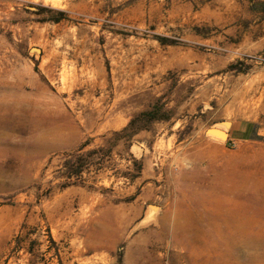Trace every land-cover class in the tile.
Listing matches in <instances>:
<instances>
[{"label": "rangeland", "instance_id": "obj_1", "mask_svg": "<svg viewBox=\"0 0 264 264\" xmlns=\"http://www.w3.org/2000/svg\"><path fill=\"white\" fill-rule=\"evenodd\" d=\"M157 98L172 118L109 148ZM220 122L223 143L204 134ZM28 232L32 255L13 252ZM57 257L264 264V14L249 0H0V264Z\"/></svg>", "mask_w": 264, "mask_h": 264}, {"label": "trees", "instance_id": "obj_2", "mask_svg": "<svg viewBox=\"0 0 264 264\" xmlns=\"http://www.w3.org/2000/svg\"><path fill=\"white\" fill-rule=\"evenodd\" d=\"M252 4V7L256 8V10H260L264 14V0L261 1H254L249 0ZM48 11H52V9H48ZM55 14H57L59 17H56V19L49 18L48 20H51L54 23H59L62 20V16L64 15L61 11H56ZM168 102L162 101L161 98H157L156 101L152 104V106L143 112H140L138 114H134L131 119L129 120L127 126L122 131H115L111 134L112 142L108 141L109 148L115 147L117 143L123 142L125 144L131 145L133 138L135 135H137L141 131L149 130L152 124L162 122V121H168L172 118L173 112L170 108L167 107ZM253 125L248 124L247 129L251 128L253 129ZM86 146V145H85ZM83 146L82 148H84ZM80 148V149H82ZM79 149V150H80ZM100 150V149H98ZM97 150V151H98ZM96 152V150H92L91 153ZM69 164V162H66ZM85 165L80 164L79 170L83 169ZM81 172V171H79ZM78 173V172H77ZM33 232L31 233H25V236L21 237L20 235H17L14 240V249L13 252L17 250L24 249L25 253H28V255H32L34 251V247L38 244L35 241L30 242L29 247H23L22 241H25V237L31 236ZM49 231L46 234L47 239L51 245L55 246V242L52 240L51 236L49 235ZM58 256V255H56ZM58 258V264H62V261L59 257Z\"/></svg>", "mask_w": 264, "mask_h": 264}, {"label": "bare ground", "instance_id": "obj_3", "mask_svg": "<svg viewBox=\"0 0 264 264\" xmlns=\"http://www.w3.org/2000/svg\"><path fill=\"white\" fill-rule=\"evenodd\" d=\"M213 130L214 131L208 133L206 136L214 137L223 143V141L226 139V137L223 136V134L226 133L227 130L223 129L222 126H215L213 127ZM154 209L156 210L157 208H150V210H154Z\"/></svg>", "mask_w": 264, "mask_h": 264}, {"label": "water", "instance_id": "obj_4", "mask_svg": "<svg viewBox=\"0 0 264 264\" xmlns=\"http://www.w3.org/2000/svg\"><path fill=\"white\" fill-rule=\"evenodd\" d=\"M218 125L222 126L223 129H225V130H227V129L230 128V124H229L228 122H220ZM213 127H214V126H212V127H210V128H208V129L205 130V133H204L205 136H206L208 133L214 131V130H213ZM223 136L226 137V136H227V133H224ZM151 208H156V207L152 206Z\"/></svg>", "mask_w": 264, "mask_h": 264}, {"label": "crops", "instance_id": "obj_5", "mask_svg": "<svg viewBox=\"0 0 264 264\" xmlns=\"http://www.w3.org/2000/svg\"><path fill=\"white\" fill-rule=\"evenodd\" d=\"M250 129H251V128L247 129V127H246V129H245L244 131L239 132L240 136H241V137L244 136V134H245L246 132H248V131L251 132Z\"/></svg>", "mask_w": 264, "mask_h": 264}]
</instances>
